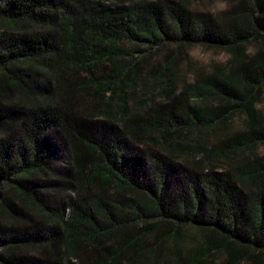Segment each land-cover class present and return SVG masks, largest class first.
<instances>
[{
  "label": "trees",
  "instance_id": "obj_1",
  "mask_svg": "<svg viewBox=\"0 0 264 264\" xmlns=\"http://www.w3.org/2000/svg\"><path fill=\"white\" fill-rule=\"evenodd\" d=\"M239 2L0 0V264H264V155L238 158L264 144V0ZM196 45L230 66L177 92Z\"/></svg>",
  "mask_w": 264,
  "mask_h": 264
},
{
  "label": "rangeland",
  "instance_id": "obj_2",
  "mask_svg": "<svg viewBox=\"0 0 264 264\" xmlns=\"http://www.w3.org/2000/svg\"><path fill=\"white\" fill-rule=\"evenodd\" d=\"M239 1L241 0H186V3H187V7L192 12H203L208 14L213 19H216L220 22L221 21L224 22L225 20H229L231 14L238 9L237 3H241ZM245 1L248 2L250 0H245ZM248 16L252 17L253 13L250 12ZM262 39L263 38L261 37L259 39L251 38L250 40L251 43L249 44L247 43L244 46L246 52L248 54H253L256 51V48L262 45ZM188 49H189L188 56H185V58L179 61V64L176 66V68L178 69V74L176 77L177 92L183 89L185 87V84L194 85L197 81H200L204 77H208V76L210 77L213 75L217 76L218 74H220L221 71H223V69H225L227 66H230L232 60V57H230L226 49L220 46L196 45ZM227 72H231V70L227 69ZM263 96H264V92H263ZM158 97L159 96L156 95V99ZM221 104H222V100H220V98L219 99L213 98L210 103H207V105L205 106H203L202 104L199 105H201L204 109H208L210 106L218 107ZM256 109L258 110V112H261L263 108L261 105H256ZM246 121H247L246 117L243 116L240 110H237L235 117L232 119L229 126L226 128L221 127V129H218L214 133V135H211L210 137L216 140L217 142L223 141L227 138H231L237 133L243 131V129L245 128L244 126ZM206 137H208V134L206 135ZM217 142H210V143L215 144ZM253 154L255 156L256 155L263 156L264 144L257 145L253 149V153L246 151L238 158L243 159V161H245L246 157L252 158V156L249 155H253ZM217 167L223 168L221 165H218ZM196 237H197L196 232H194V234H191V232L190 233L186 232L185 234H183L182 240L185 242L187 248H190L191 246H194L195 243L197 244V241H201L195 239ZM164 251L167 252L168 255H171L169 253L168 248L164 249ZM226 262H227V258L223 254H220V255H216V257L213 258L212 264H225ZM138 264L141 263L139 262ZM208 264L211 263L208 262ZM242 264H246V263L243 262Z\"/></svg>",
  "mask_w": 264,
  "mask_h": 264
}]
</instances>
